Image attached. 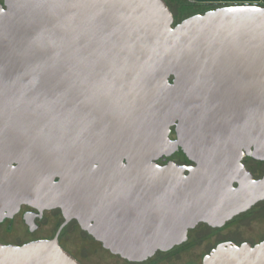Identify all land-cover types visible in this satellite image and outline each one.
Here are the masks:
<instances>
[{
  "label": "water",
  "instance_id": "water-1",
  "mask_svg": "<svg viewBox=\"0 0 264 264\" xmlns=\"http://www.w3.org/2000/svg\"><path fill=\"white\" fill-rule=\"evenodd\" d=\"M245 156L264 161V6L174 25L164 0H3L0 161L23 200L116 233L93 237L142 261L261 198ZM0 264L80 263L42 240L0 244ZM202 264H264V243Z\"/></svg>",
  "mask_w": 264,
  "mask_h": 264
},
{
  "label": "flooded vegetation",
  "instance_id": "flooded-vegetation-1",
  "mask_svg": "<svg viewBox=\"0 0 264 264\" xmlns=\"http://www.w3.org/2000/svg\"><path fill=\"white\" fill-rule=\"evenodd\" d=\"M187 3L194 5L190 1ZM228 5L232 4L222 6ZM0 6H3V0H0ZM205 6L206 10L192 15L222 7ZM177 23L179 22L174 19V25ZM171 138L174 139V135H171ZM171 160L180 166H194L181 152ZM241 163L257 184L260 199L245 211L219 225L198 223L188 230L186 240L167 252L157 251L142 261H127L114 254L104 241L93 237L117 236L116 233L89 232L78 221L66 220L59 209L42 206L41 202L23 200L22 197L29 189L28 185L18 181L14 163L0 161V244L21 247L42 240H56L58 245L80 264H92L84 261L88 255L97 258L98 264L107 261L115 264H202L204 257L221 244L255 246L264 243V161L245 156ZM237 186L236 183L233 184L234 188ZM71 236H76L82 241L76 251L69 248Z\"/></svg>",
  "mask_w": 264,
  "mask_h": 264
},
{
  "label": "rangeland",
  "instance_id": "rangeland-1",
  "mask_svg": "<svg viewBox=\"0 0 264 264\" xmlns=\"http://www.w3.org/2000/svg\"><path fill=\"white\" fill-rule=\"evenodd\" d=\"M177 1L179 2L177 4L183 3V7L179 8V5L175 6L173 3H171V5H172L171 12H172L173 17L176 20V22L181 21L182 19L187 17V15H189L190 12H188L187 8L191 9V11H192L191 13H199V12L201 13L204 10H206L205 7H207L205 5H191L190 3H187V1H185V0H177ZM232 5H254V4L238 2V3L232 4ZM184 7H187V8H184ZM79 239L80 238H77L76 236H71L70 242H69V244H70L69 248L76 251V249L81 246L82 241ZM87 257L88 258L84 261H88L92 264H98L97 258H95L94 256L88 255ZM104 264H115V263L107 261Z\"/></svg>",
  "mask_w": 264,
  "mask_h": 264
},
{
  "label": "crops",
  "instance_id": "crops-1",
  "mask_svg": "<svg viewBox=\"0 0 264 264\" xmlns=\"http://www.w3.org/2000/svg\"><path fill=\"white\" fill-rule=\"evenodd\" d=\"M185 1H190L194 5L222 6L223 4H235L241 2V3H250L254 5L264 6V0H185Z\"/></svg>",
  "mask_w": 264,
  "mask_h": 264
},
{
  "label": "trees",
  "instance_id": "trees-1",
  "mask_svg": "<svg viewBox=\"0 0 264 264\" xmlns=\"http://www.w3.org/2000/svg\"><path fill=\"white\" fill-rule=\"evenodd\" d=\"M164 1H165L166 4L170 7V10H171V7H172L171 3H173L175 6L179 5V8H180V7H183V3L177 4V3H179L177 0H164ZM184 8H187V7H184ZM187 10H188V12H190L189 15H187V17H189V16H191L193 13H191V12H192L191 9L187 8ZM187 17H185V18H187ZM185 18H184V19H185ZM182 20H183V19H182ZM182 20H181V21H182ZM175 21H176V20H175ZM178 22H180V21H178Z\"/></svg>",
  "mask_w": 264,
  "mask_h": 264
}]
</instances>
